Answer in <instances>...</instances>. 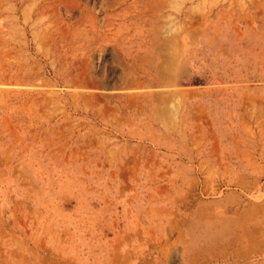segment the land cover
<instances>
[{
	"label": "rangeland",
	"instance_id": "1",
	"mask_svg": "<svg viewBox=\"0 0 264 264\" xmlns=\"http://www.w3.org/2000/svg\"><path fill=\"white\" fill-rule=\"evenodd\" d=\"M0 264H264V0H0Z\"/></svg>",
	"mask_w": 264,
	"mask_h": 264
}]
</instances>
